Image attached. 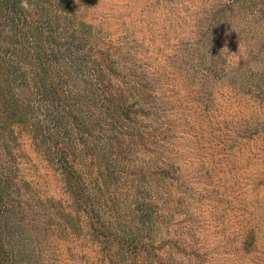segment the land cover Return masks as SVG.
<instances>
[{
  "label": "trees",
  "instance_id": "16d2710c",
  "mask_svg": "<svg viewBox=\"0 0 264 264\" xmlns=\"http://www.w3.org/2000/svg\"><path fill=\"white\" fill-rule=\"evenodd\" d=\"M93 1L0 0V264H228V255L255 253L258 226L245 201L238 244L227 252L225 237L220 250L211 248L196 222L175 216L191 210L183 190L191 166L181 147L188 138L176 134L182 127L213 158L214 173L243 157L248 136L238 132L251 119L240 126L232 109L249 93L262 107L256 47L234 68L223 49L234 20L207 32L222 71L228 66L239 82L223 86L220 108L199 100L176 126L158 104L162 86L147 76L162 65L144 73L121 61L90 15ZM226 1L210 30L215 16L225 25L224 12L250 13L241 0ZM184 70L174 66L173 75ZM189 114L205 129L193 128Z\"/></svg>",
  "mask_w": 264,
  "mask_h": 264
},
{
  "label": "rangeland",
  "instance_id": "374dc122",
  "mask_svg": "<svg viewBox=\"0 0 264 264\" xmlns=\"http://www.w3.org/2000/svg\"><path fill=\"white\" fill-rule=\"evenodd\" d=\"M240 2L250 9V13H243L244 17L238 11L232 16L224 12L225 25H220L215 16L218 25L212 24L211 30L210 18L220 9L217 8L219 4L224 6L227 3L226 0H94L90 15L94 17L96 26L102 29L104 38L115 42L113 49L119 51V59L126 61L128 66L135 65L145 73L147 66L154 70L156 65H162L158 76L146 73L159 88L162 86L164 97L158 100V104L175 121L176 126H181L183 124L178 120L191 107H194L193 110L200 108L201 104L195 107L199 100L209 98L207 105L212 111L217 108V104L220 108L226 102L228 90L223 86L229 82L234 85L239 82L228 77L231 71L228 66L222 71L220 50H213L214 40L206 37L207 32L220 31L226 27L229 18L230 22L234 20L227 27L230 34L225 32L223 37V49L232 54L234 68L245 61L251 48L256 47L261 59L254 66L257 70H264V46L260 45L261 37L264 41V0ZM232 6L238 9L242 7L239 4ZM241 29H246L247 33H241ZM258 32L260 37L255 41L258 37L253 34ZM239 35L241 40L236 39ZM174 66L189 71L173 75ZM219 75L220 79L217 80ZM224 77L226 80L223 82L221 79ZM216 85L218 88H214ZM206 93L209 94L207 97ZM241 101L243 104L233 105V120L242 126V119L249 118V126L252 127L247 131L242 127L238 132L248 136L239 163L226 161L214 167V173L213 158L197 147L199 144L193 142L188 133L189 128L182 127L176 133L188 138L181 147L187 152L186 159L189 158L191 166V169L183 171L188 184L183 190L186 192L185 198L191 202V210L178 213L175 219H189L190 224L196 222L206 236V245L211 248L220 250L217 248L223 244L220 238L225 237L227 252L238 244L233 233L242 229L241 222L246 220L238 210V205L245 201L248 206L246 214L251 219L255 217L258 226L255 253L247 254L244 259L228 255L227 263L264 264V133L261 134L264 132V100L260 107L257 97L249 93ZM232 111L229 114L232 115ZM189 115L193 128L205 129L207 122L200 123L195 119L194 123ZM174 136V142L178 144L180 139ZM226 207L229 209L224 216L222 212ZM215 264L222 263L217 261Z\"/></svg>",
  "mask_w": 264,
  "mask_h": 264
}]
</instances>
